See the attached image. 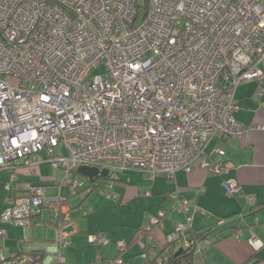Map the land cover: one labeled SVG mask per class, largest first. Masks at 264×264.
Masks as SVG:
<instances>
[{
    "label": "built area",
    "instance_id": "built-area-1",
    "mask_svg": "<svg viewBox=\"0 0 264 264\" xmlns=\"http://www.w3.org/2000/svg\"><path fill=\"white\" fill-rule=\"evenodd\" d=\"M248 80L260 83L254 95L264 108V0H0V171L9 173L1 220L26 227L42 205L62 210L63 196L49 197L42 185L11 193L21 169L33 173L45 161L73 189L84 185L74 177L80 166L173 178L198 165L223 175L227 168L208 159L207 146L247 132L235 113L237 88ZM224 187L242 192L234 178ZM110 188L102 192L115 199ZM171 205L184 218L168 241L192 227L196 210L177 193ZM167 215H148L149 237L164 230ZM256 240L251 230L248 241ZM69 243L57 226L52 256ZM203 247L196 243V264ZM0 264L46 263L25 251Z\"/></svg>",
    "mask_w": 264,
    "mask_h": 264
},
{
    "label": "crops",
    "instance_id": "crops-1",
    "mask_svg": "<svg viewBox=\"0 0 264 264\" xmlns=\"http://www.w3.org/2000/svg\"><path fill=\"white\" fill-rule=\"evenodd\" d=\"M237 100L240 105V100ZM250 109L243 112L237 111L235 113L237 120L248 125L250 123L248 121L252 122V117L251 119L249 117L251 115L255 117L253 121H264V110H257L256 101L255 106ZM216 150L224 151V153L220 154ZM208 151L210 153L214 151L211 155L213 159L209 157L210 153L208 154L210 161L221 162L227 168L223 175H217L198 165L189 170H178L173 178L164 175L150 177L145 172L133 169L112 173L108 181L113 180V183L109 185L114 190L111 191L117 196L112 199L113 205H100L99 202L95 205H82L91 199L95 191L89 193L86 190H79L80 192H77L70 186H62L60 181L63 177L58 183H54L51 177L41 175L42 164L33 173L24 169L20 171L17 181L13 184L11 190L13 195L26 194L29 185L40 183L49 197L63 196L64 198L61 205L63 211L58 209V212L63 213L60 223L59 218L53 214L56 210L51 205H42L40 210L33 215L30 225L26 227L1 220L7 196L4 183L9 173L0 171V231H5L4 235H0V259L3 255L10 256L18 252L37 251V243L42 242L45 244V250L42 253L46 264H53V262L61 264L63 258L67 259L70 264L91 262L103 264L104 259L111 260L117 256L122 259V264H145L141 254L144 253L143 247L151 246L150 253H153L155 248L152 246L159 247L158 245L161 244L157 236L162 230L156 228L152 232L153 238L148 236L140 242H131V240L142 225L147 213L153 214L161 209L167 210L168 217L165 219L164 231H170L176 227L183 216L171 210L170 197L171 194L177 193L179 197L191 199L196 204V210L191 213L193 216L191 226L194 229L209 224L214 225L226 219L231 222L232 229L226 230L224 234L239 231L234 237L226 238L208 247L203 253L200 264H241L255 249L259 254L257 264H264V207L255 214H251L250 207L249 209L244 208L247 197H252L254 203L264 204V131L258 129L248 131L240 138H215L208 144L207 153ZM228 178H235L242 185L243 192L239 196L227 193L224 181ZM86 183H84L85 186ZM45 186H57L58 191L49 194ZM202 187L203 192L200 191ZM81 194L83 197L76 207L78 210L85 211L83 213L85 217H88L86 211L91 212L90 218L92 216L90 221L88 219L90 224L85 229L73 224L70 214L73 208L69 205L70 198ZM134 198L143 199L145 205H134V208L138 209L137 212L124 216L122 222L123 210H120L127 207L128 205L124 204ZM106 199L109 198L106 197ZM46 209L47 215H45ZM57 225L64 231L73 227V231L68 232L70 244L60 249L56 257H53L55 237L54 234L52 236V230ZM251 230L257 235L255 247L248 241ZM78 234H82L83 237L76 236ZM99 234H106L109 241L103 245L95 243L94 248L89 243V237ZM120 242L125 243L122 250L117 247ZM112 264L117 263L112 262Z\"/></svg>",
    "mask_w": 264,
    "mask_h": 264
},
{
    "label": "trees",
    "instance_id": "trees-1",
    "mask_svg": "<svg viewBox=\"0 0 264 264\" xmlns=\"http://www.w3.org/2000/svg\"><path fill=\"white\" fill-rule=\"evenodd\" d=\"M256 83H257L256 86L258 87L260 84L258 82V80L256 81ZM262 85H264V83ZM263 97H262V100L264 101ZM257 102H259V100H257ZM218 138L227 139L229 137H226V136L221 137L220 136ZM57 169L62 170L61 168H57ZM23 170L24 169H21L20 171L22 172ZM62 173H63V170H62ZM63 175H64V173H63ZM79 176H81V174L77 170H74V177L79 178ZM109 178H111V173L109 174V176L105 180H108ZM102 181H103L102 179H96L95 181L91 182L87 179V184H86V186H84L85 187L84 189H81L82 187H79V188H76L75 190L77 192L79 190H86L89 193H92L95 190H97L99 188V186H101ZM38 185H42V184L38 183ZM181 198H183V197H181ZM62 204H63V202H62ZM263 207H264L263 203H254L251 206V214H255L256 212L261 210ZM40 208H39V210H40ZM161 210H164V209H161ZM171 210L175 211L174 209H172V205H171ZM165 211H167V210H165ZM53 214L57 218H59V223H60L62 221V218H63V213L55 211V212H53ZM178 214H180V213H178ZM148 215H150V214H148ZM148 215H146L144 217L142 225L137 229V231H136L133 239L131 240V242H140L143 238L148 237V232L143 228L145 219L148 217ZM180 215L183 216V218H184L183 214H180ZM167 217H168V215L166 216V219H167ZM221 221H222V223H221ZM221 221L216 222L214 225H212V224L205 225L202 228L194 229L193 227H191L187 230L179 231L177 239H174L171 241L167 240V233L169 231H166V230L160 231V234L157 236V239H159L161 241V245L159 247H157L155 245L152 246L155 248V251L153 253H150V250L152 249L151 246H144L143 250H144V253L146 254V258L142 257L143 261L145 262V264H196L195 246H196L197 242H200L204 245V247L202 249V252L204 253L208 247L214 246L217 243H219V241L224 240L226 238L234 237V235L237 234L236 231H234V232L232 231V232H229L228 234L227 233L224 234L226 230L232 229L230 227L231 222H229L226 219H225V222H223L224 220H221ZM172 230H174V229H172ZM172 230H170V231H172ZM183 238L191 241L192 243L189 245H184V241L182 240ZM179 240H182V241L179 242ZM30 252L32 255H34V257H37L39 255L41 260L44 259V255H43L42 251H30ZM21 253H23V252H18V253H16V255H19ZM141 254H143V253H141ZM118 258H119V256H117L111 260L104 259L103 264H112V262H114ZM258 260H259V254L257 253V250L255 249V250H253V253L249 256V258L241 264H257ZM95 263L96 262H94V264Z\"/></svg>",
    "mask_w": 264,
    "mask_h": 264
},
{
    "label": "rangeland",
    "instance_id": "rangeland-1",
    "mask_svg": "<svg viewBox=\"0 0 264 264\" xmlns=\"http://www.w3.org/2000/svg\"><path fill=\"white\" fill-rule=\"evenodd\" d=\"M11 82H12V84H16L17 83V79H11ZM256 84H257L256 80H248V81L241 82V84L238 86V89L236 91V96H237V99L240 100V105H239V109L237 111L240 110L241 112H243V111H245L248 108H249V110H251L250 108H253L255 106V101L256 100H255V95L254 94H256L258 92V90H260V87H257ZM263 99H264V97H263ZM256 104H257V110L258 109H263L264 110V108H260L261 107L260 106V102L256 101ZM249 117H250V119L252 117V122L248 121L250 123L247 125V126H249L248 129H247V132L248 131H252V130H257V129L258 130H262V127L264 126V121L263 122L253 121L255 119V117L253 118V116H251V115H249ZM229 138H231V137H229ZM213 152L214 151H211V153H210L208 151V154L210 153L209 157L211 159H213L212 156H211ZM223 153H224V151H223ZM223 153H220V154H223ZM210 158H209V160H210ZM41 172H42L41 175L46 176V177H51L54 180V183H58L60 181L61 177H63L62 170L52 167V164L50 162H48V161H45V162L42 163ZM80 179L84 183L87 182V179L84 176H82V175L80 176ZM231 179H233V178H231ZM112 181L103 180V183L101 184V186H99V188L97 190H95V192L92 195L91 199L85 201L84 204H82V205H92V204L95 205L96 202H99L100 205H113V203H112L113 200L112 199H106L105 195L102 192V189L108 188L109 187L108 185L113 183ZM236 181L241 186V191L243 192L242 185L240 184V182L237 179H236ZM49 182H53V181H49ZM84 186H82V187H84ZM110 189L112 191H114L112 187ZM46 190H47V192L49 194H53V193H56L58 191V187L57 186H55V187L54 186H47ZM236 196H239V194H236ZM82 197H83V195L81 194V195H76V196L70 198L69 205H71V207H73L72 210H71V213H70L71 214V220H72L73 224L79 225L81 229H85L86 226H88L90 224L89 221L91 220L92 216L90 218L91 212H87L86 211V213L88 214V217H85L83 215V213L85 211L78 210V208L76 207V205H78L80 203ZM251 199L253 200L252 197H251ZM91 200H92V202H91ZM245 203H246L245 207H244L245 209H249V207L251 208V206L254 204L253 201H252V203H249L246 200H245ZM124 205H128V206L124 207V208H122L120 210V211L123 210L122 211V216H121V221L122 222L124 221V216H128L129 214H133L135 211L137 212L138 209H136L137 207L134 208V205H145V204H144V200L143 199L134 198V199L129 200V202L127 204H124ZM168 205H170V204H168ZM46 211H47V209H46ZM192 212H194V211H192ZM47 214H48V211L45 213V215H47ZM148 214L149 213H147V215ZM88 219H89V221H88ZM180 222H183V220L180 221ZM223 222H225V219H224ZM60 229L62 230V232H66V233L73 231V227L69 228L68 231L67 230L64 231L61 227H60ZM55 230H56V228L55 229L53 228V230H52L53 231L52 232V236L54 234V237H55ZM76 236L83 237L82 234H78ZM89 241H90V239H89ZM89 243L91 245H93L94 248H95L96 244L94 242L90 241ZM93 251H94V249H93ZM138 258H140V257L138 256ZM140 261L142 262V259H140ZM60 263L61 264H70V263L67 262V259H65V258L61 259ZM53 264H58V263L57 262H53ZM82 264H85V263H82ZM87 264H94V263L91 262V263H87Z\"/></svg>",
    "mask_w": 264,
    "mask_h": 264
},
{
    "label": "water",
    "instance_id": "water-1",
    "mask_svg": "<svg viewBox=\"0 0 264 264\" xmlns=\"http://www.w3.org/2000/svg\"><path fill=\"white\" fill-rule=\"evenodd\" d=\"M77 171L91 182L96 179L105 180L110 174L108 169L100 170L98 167L91 166H80Z\"/></svg>",
    "mask_w": 264,
    "mask_h": 264
}]
</instances>
